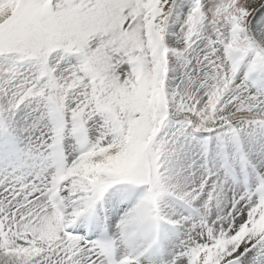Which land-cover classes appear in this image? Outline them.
<instances>
[{"label":"snow or ice","instance_id":"obj_1","mask_svg":"<svg viewBox=\"0 0 264 264\" xmlns=\"http://www.w3.org/2000/svg\"><path fill=\"white\" fill-rule=\"evenodd\" d=\"M0 264H264V0H0Z\"/></svg>","mask_w":264,"mask_h":264}]
</instances>
